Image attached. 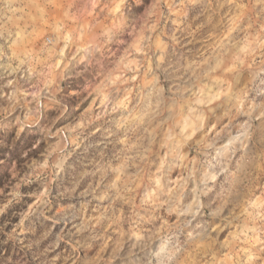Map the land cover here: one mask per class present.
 I'll return each mask as SVG.
<instances>
[{
  "label": "rangeland",
  "instance_id": "1",
  "mask_svg": "<svg viewBox=\"0 0 264 264\" xmlns=\"http://www.w3.org/2000/svg\"><path fill=\"white\" fill-rule=\"evenodd\" d=\"M0 264H264V0H0Z\"/></svg>",
  "mask_w": 264,
  "mask_h": 264
}]
</instances>
